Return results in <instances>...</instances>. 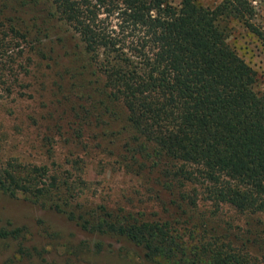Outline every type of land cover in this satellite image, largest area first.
<instances>
[{
	"label": "trees",
	"instance_id": "trees-1",
	"mask_svg": "<svg viewBox=\"0 0 264 264\" xmlns=\"http://www.w3.org/2000/svg\"><path fill=\"white\" fill-rule=\"evenodd\" d=\"M10 1H0V26H10L25 42L33 27L39 35L48 32L52 17L78 35L103 84L101 94L120 107L132 131L123 146L128 168L171 164L166 179L172 188L190 189L177 199L172 219H145L89 201L74 203L79 187L56 161L50 166L12 158L0 165V190L27 195L89 231L129 239L165 264H256L248 248L234 247L229 229L216 223L223 206L264 213V88L230 44L225 21L238 19L264 42L252 1L205 6L197 0H44L49 16L33 13L32 25L7 14ZM21 5L34 12L39 2ZM7 86L12 92L13 79ZM93 116L89 109L78 123L90 124ZM200 192L210 216L198 210ZM20 232L7 228L0 235L17 238ZM248 232L255 236L247 243H264V233Z\"/></svg>",
	"mask_w": 264,
	"mask_h": 264
},
{
	"label": "rangeland",
	"instance_id": "rangeland-1",
	"mask_svg": "<svg viewBox=\"0 0 264 264\" xmlns=\"http://www.w3.org/2000/svg\"><path fill=\"white\" fill-rule=\"evenodd\" d=\"M37 1L32 12L22 0H11L7 14L32 25L33 13L49 16L51 10L44 0ZM197 1L215 6L222 0ZM251 1L256 11L253 22L264 29V0ZM52 20L51 29L41 35L33 27L29 42L10 26H0V165L12 158L50 166L56 161L79 187L74 203L89 201L100 210L172 219L177 199L190 188L181 184L172 188L166 179L171 164L128 168L123 146L132 131L125 126L120 107L101 94L103 84L93 75L95 65L83 53L78 35L56 17ZM225 21L230 44L258 72V88H264V42L238 19ZM11 79L12 92L6 90ZM89 109L95 121L78 123V116ZM198 196V210L210 216L209 201L201 192ZM218 215L217 226L229 229L233 246L240 250L246 246L249 257L264 264V243H247L249 235L255 236L248 231L264 233V213H239L223 206ZM16 227L21 228L17 238L0 235V264H165L148 258L129 239L89 231L27 195L0 190V230Z\"/></svg>",
	"mask_w": 264,
	"mask_h": 264
}]
</instances>
